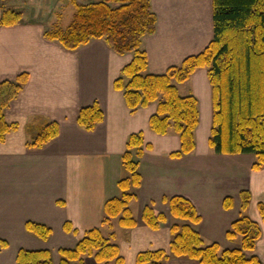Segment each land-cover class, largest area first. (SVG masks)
<instances>
[{
  "label": "crops",
  "instance_id": "crops-1",
  "mask_svg": "<svg viewBox=\"0 0 264 264\" xmlns=\"http://www.w3.org/2000/svg\"><path fill=\"white\" fill-rule=\"evenodd\" d=\"M13 1L0 0V15L5 9L22 13L20 23L0 25V80H13L21 73L26 80L5 110L6 121L16 129L0 142V264H15L21 248L48 249L58 264V249L74 247L94 227L106 237L113 234L111 240L119 246L125 264H135L141 251L168 250L169 221L152 230L143 222L142 210L152 204L169 220L170 210L162 198L171 195L193 203L201 216L196 228L207 241L239 247L225 234L239 215L242 189L251 193L246 214L260 225L254 253L264 262V222L258 210L259 202L264 205V168L252 169V154H218L208 146L213 108L207 69H196L181 83L172 80L181 96L196 97L199 119L195 149L174 158L170 154L180 148L178 134L172 130L158 134L149 127L158 101L131 112L123 92L113 86L123 66L133 59L132 53L118 54L104 39L65 49L44 37L48 28L39 21L41 17L35 18L40 13L34 7L37 3L19 10ZM150 3L157 16L155 32L142 38L141 47L147 57L146 72L161 74L209 43L212 0ZM94 102L104 117L87 130L78 124L77 116L80 108ZM50 122L58 124L57 135L41 146H31L37 130ZM139 131L150 148H144L139 160L141 183L129 202L136 225L121 227L118 218L102 224L104 203L120 195L117 182L126 175L121 156L127 138ZM226 196L233 199L229 209L223 206ZM27 222L49 227L50 236L44 240L30 233ZM66 222L75 232L64 229ZM84 264L100 263L85 256ZM164 264L198 263L170 258Z\"/></svg>",
  "mask_w": 264,
  "mask_h": 264
},
{
  "label": "trees",
  "instance_id": "trees-1",
  "mask_svg": "<svg viewBox=\"0 0 264 264\" xmlns=\"http://www.w3.org/2000/svg\"><path fill=\"white\" fill-rule=\"evenodd\" d=\"M74 13L65 27L52 24L44 37L74 50L91 39H104L116 53H132L133 59L123 66L114 80V88L123 92L126 106L131 112L158 101L157 109L149 118V127L158 134L172 130L178 134L180 148L171 152L179 158L195 149L194 131L198 126V101L193 95L181 96L172 80L186 81L198 68H206L212 91V124L208 146L218 154L248 153L254 156L253 170L264 168V0H212L213 34L205 48L187 56L178 65L170 66L164 73L146 72V52L141 47L142 38L155 32L157 16L150 0H97L89 4L72 2ZM22 21V13L5 9L0 15V25L10 26ZM26 80L21 73L15 79L0 80V142L16 125L5 118V110L17 96ZM104 113L97 102L80 108L77 122L87 130L102 121ZM58 133V124L50 122L39 128L31 146H41ZM144 148L141 131L128 136L121 156L126 175L117 186L120 195L107 199L103 206L102 224L118 218L121 227L136 225L129 202L137 196L141 183L139 160ZM239 215L226 231V238L237 241L239 247L227 248L215 241H207L197 230L200 222L193 203L182 195L164 196L169 207L170 242L168 250H145L137 254L135 264H164L170 258L195 260L198 264H264L254 253L261 237L258 222L247 214L251 193L239 192ZM233 199L226 196L225 209L232 207ZM264 222V205L258 203ZM143 222L152 230L167 221L162 212L152 204L142 210ZM26 229L46 240L50 228L40 223L27 222ZM66 231L75 232L70 222ZM102 234L99 227L87 230L72 248H59L58 264L77 261L91 256L100 264H125L119 246ZM15 264H54L48 249H19Z\"/></svg>",
  "mask_w": 264,
  "mask_h": 264
},
{
  "label": "rangeland",
  "instance_id": "rangeland-1",
  "mask_svg": "<svg viewBox=\"0 0 264 264\" xmlns=\"http://www.w3.org/2000/svg\"><path fill=\"white\" fill-rule=\"evenodd\" d=\"M93 1L97 0H14L12 5L17 8L19 7L18 9L20 10L22 6L27 8V6L30 7L31 4L37 3L34 7H39L36 12L40 13L39 16L36 15L35 18L36 20H39V17H41L39 20L41 24H44L45 27L49 28L51 24H57L60 27H65L69 24L72 20L75 9L72 2L89 4ZM28 136H30V133H28ZM168 221L170 223V218L169 220L167 219V222Z\"/></svg>",
  "mask_w": 264,
  "mask_h": 264
}]
</instances>
